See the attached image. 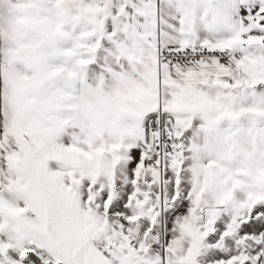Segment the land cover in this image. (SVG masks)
I'll use <instances>...</instances> for the list:
<instances>
[{"label": "snow or ice", "instance_id": "snow-or-ice-1", "mask_svg": "<svg viewBox=\"0 0 264 264\" xmlns=\"http://www.w3.org/2000/svg\"><path fill=\"white\" fill-rule=\"evenodd\" d=\"M0 264H264V0H0Z\"/></svg>", "mask_w": 264, "mask_h": 264}]
</instances>
